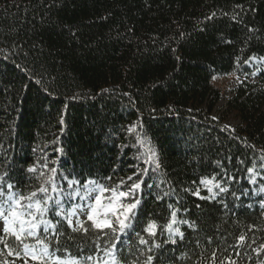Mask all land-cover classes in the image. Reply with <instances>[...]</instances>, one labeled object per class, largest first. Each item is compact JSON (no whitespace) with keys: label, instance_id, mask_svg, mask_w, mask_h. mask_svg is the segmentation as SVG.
I'll return each instance as SVG.
<instances>
[{"label":"trees","instance_id":"1","mask_svg":"<svg viewBox=\"0 0 264 264\" xmlns=\"http://www.w3.org/2000/svg\"><path fill=\"white\" fill-rule=\"evenodd\" d=\"M253 58L263 59L264 84V0H0V176L25 195L50 188L49 176L60 189L64 177L125 193L140 184L125 197L139 200L130 226L105 228L100 239L50 211L45 219L62 235L49 231V250L83 261L104 255L94 241L118 240L129 264L148 255L152 264H264V198L255 192L264 181L252 186L248 171L264 175V87H239L224 114L211 116L212 81L249 77ZM231 114L241 121L234 129L224 124ZM132 125L159 168L145 163ZM204 179L226 191L202 199ZM173 210L188 221L176 224L182 239L166 228ZM150 222L155 236L143 231ZM137 234L160 248L148 252ZM2 239L13 254L0 243V263L23 262V244L39 247L34 237Z\"/></svg>","mask_w":264,"mask_h":264},{"label":"snow or ice","instance_id":"2","mask_svg":"<svg viewBox=\"0 0 264 264\" xmlns=\"http://www.w3.org/2000/svg\"><path fill=\"white\" fill-rule=\"evenodd\" d=\"M213 15H215V13H213ZM128 131L135 132L137 143L141 147L145 148V152L143 154L144 156H146L145 163L154 164L156 168H159L160 164L156 160L154 150L148 147L149 142L147 138L141 137L140 133L137 131V126L132 125L128 129ZM262 159H264V157H262ZM28 171L35 172L36 169L29 168ZM51 171L55 173L56 170L52 169ZM248 171L252 172L253 169H248ZM43 175L44 174L41 173V176ZM63 179L65 180L66 186L68 188H74L75 185L79 184V181L70 180L68 177H64ZM128 179L131 180L132 177H128ZM54 180V176H49L45 183L50 185V188L41 185L35 191L30 190L28 195H25L23 192L14 191L15 185L7 183L5 177L0 176V222H2L3 233L5 235L14 236L15 239L17 241H21V243H23L24 238H37L36 244L39 245V247L30 248L28 244H23V252L25 253V255L31 254L33 259H40L42 261V264H88V262H91V264H129V262L125 258H123V256L119 254L118 251H116V243H118V240L116 242L109 241L110 247L108 248H101L100 245L96 244L94 241L93 253L103 252L104 255L97 257L93 254H90L83 261L78 260L75 257L61 258L60 256H57L56 252L61 251L59 248H55L54 251L49 250V245L51 244V242H46L47 234L49 233V231H52L53 239H56L57 236L62 235L56 223L45 219V216L50 211H53L55 217L66 219L68 226L71 227L74 232H82L84 234H87L90 229L99 230L96 235L97 239H100V234L103 233V230L105 228L110 229L112 232H123L127 227H129V222L135 216L133 210L139 204V200L135 199H133L126 205L121 204L120 212L118 215H116L115 225L108 219L110 213L115 215V212L112 208H109L103 213H98L96 207L90 205L84 206L82 208L83 214L87 217V220L92 221V223L88 225V227H85L83 222L77 221L76 225H74L71 217L75 215V212L66 213L65 210L61 207L62 201L54 200L53 197L49 194L50 191H59L61 194L63 193V189H60L58 185H55ZM120 183L123 184L124 181L122 180ZM201 183L204 184L205 187H207L209 184H212V180H201ZM215 186L220 188L221 192L226 191V189L220 187L219 184ZM81 187L86 194L81 198L85 200H92L94 201L95 205L101 204V197L105 192L111 193V198L109 199V204L111 205L116 199L120 197L130 196L134 189H139L140 184H133L127 193L122 191L118 192L116 189L110 187L105 188L101 185H98L96 181H88L86 184L81 185ZM207 190L209 193L212 192V189L210 187H208ZM77 195H79V193H77ZM193 195L199 196V190L197 189L196 191H194ZM69 198H71V193H69ZM201 198L206 199L207 197ZM170 215L171 219L166 225V228L169 233L182 239L184 236L183 232H181L179 227H173V225H176L178 223L187 224L188 221L177 220V210H173ZM120 216H123V219H120ZM59 222L60 220H57V223ZM41 226V234L45 236V240H40L37 236L38 230L41 229ZM189 226L195 228L194 224H191ZM156 228L157 225L155 224V222H150L143 231L146 232L149 236H155ZM137 235L139 244L146 246L148 252H152V247H155L157 249L160 248L159 244H153L152 246H149V240L145 239L139 234ZM169 239H171V236L169 237ZM239 240L243 241L244 236H240ZM171 242L175 243L176 241L171 240ZM0 243H3L5 248H9L6 240L0 238ZM56 243L59 244V240H56ZM261 247L264 248V245H262ZM12 254L13 250L9 248L8 255ZM15 255L20 256V252H15ZM215 258L216 254L213 253L211 259L214 261ZM153 259L154 257L152 255H148L146 260L144 261V264H152ZM132 264H137V262L133 261ZM221 264H223V262H221ZM229 264H235V261L230 260Z\"/></svg>","mask_w":264,"mask_h":264},{"label":"rangeland","instance_id":"3","mask_svg":"<svg viewBox=\"0 0 264 264\" xmlns=\"http://www.w3.org/2000/svg\"><path fill=\"white\" fill-rule=\"evenodd\" d=\"M260 65H261L260 61L257 58H253L249 63V67L252 72V74L249 77L229 75L225 77H217L212 81L213 87L219 93L218 102L216 103L211 113V116L214 119H219L220 116L224 114V112L227 109L228 102L236 96V93H237L236 91L239 87L244 88V87H247L248 85H253L255 88L264 87L263 82H260L259 77H258V69H261ZM240 123H241L240 119L237 118L235 115L231 114L226 117L224 124L229 129H234ZM249 174H250V178H249L250 183L254 187L257 186L258 179L264 181V175H260L258 172L254 170L252 172H249ZM207 187H210L212 189V194H213L214 189H216V186L213 184H209ZM255 192L264 197V184L259 185ZM69 193H71V198H69ZM77 193H79V195H77ZM85 195L86 194L83 191L82 187L78 186L77 184L74 186V188L67 187L66 189H63L62 194L59 191L53 192L52 197L54 200L62 201L61 207L65 210L66 213L75 212V215L71 217L74 225H76L77 221L83 222L87 220V217L83 214V211H82V208L84 206H89V205L94 206L97 208L98 213H103L107 211L109 208H112L115 212V215L110 213L108 216V219L112 223H114L116 222V215H118L120 212V205L127 204L125 202V197H126L125 196V197H120L116 199L110 205L109 199L111 198V194H107L105 192L103 196L101 197V204L95 205L94 201L85 200L81 198ZM120 219H123V216H120ZM89 222L92 223V221H89ZM173 227H176V225H173ZM3 236H4V233L2 231V222H0V238H2ZM25 256H26V259L23 262H16V261L10 260V261H6L0 264H30L33 261L32 255L28 254Z\"/></svg>","mask_w":264,"mask_h":264}]
</instances>
